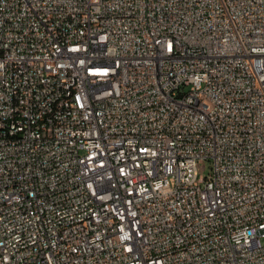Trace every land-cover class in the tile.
Wrapping results in <instances>:
<instances>
[{"label": "built area", "instance_id": "2783aa9c", "mask_svg": "<svg viewBox=\"0 0 264 264\" xmlns=\"http://www.w3.org/2000/svg\"><path fill=\"white\" fill-rule=\"evenodd\" d=\"M0 264H264V0H0Z\"/></svg>", "mask_w": 264, "mask_h": 264}, {"label": "rangeland", "instance_id": "374dc122", "mask_svg": "<svg viewBox=\"0 0 264 264\" xmlns=\"http://www.w3.org/2000/svg\"><path fill=\"white\" fill-rule=\"evenodd\" d=\"M199 176L201 178H207L212 172V164L208 161H204L199 164Z\"/></svg>", "mask_w": 264, "mask_h": 264}]
</instances>
